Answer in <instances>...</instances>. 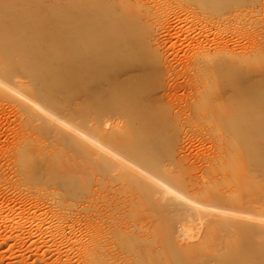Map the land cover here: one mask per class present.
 Here are the masks:
<instances>
[{"label":"bare ground","instance_id":"1","mask_svg":"<svg viewBox=\"0 0 264 264\" xmlns=\"http://www.w3.org/2000/svg\"><path fill=\"white\" fill-rule=\"evenodd\" d=\"M179 2L0 0L2 192L77 264H264V28L197 40Z\"/></svg>","mask_w":264,"mask_h":264},{"label":"rangeland","instance_id":"2","mask_svg":"<svg viewBox=\"0 0 264 264\" xmlns=\"http://www.w3.org/2000/svg\"><path fill=\"white\" fill-rule=\"evenodd\" d=\"M210 4V0L191 3L180 0L170 9V20H179L181 34L197 40L208 31L210 38L229 39L230 47L249 46L256 42L264 28V0H227L226 4L215 7L213 11H217V15L208 18L206 12ZM249 14L256 18L252 25L248 29H236L235 24ZM202 20L208 24L207 27ZM189 53L193 54L192 51ZM189 59V54L181 52L177 63L178 60L187 63ZM9 144L6 142L4 148L0 145V154L6 152ZM3 186L4 183H0V264H77L78 258L70 253L67 240L59 236L54 238L52 232L45 229H20L13 226L25 222L11 211L28 202L25 198H11L8 192L4 194ZM71 230L79 237L84 231L67 229L68 236Z\"/></svg>","mask_w":264,"mask_h":264}]
</instances>
